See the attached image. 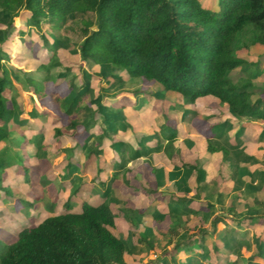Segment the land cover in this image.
Here are the masks:
<instances>
[{"label": "trees", "instance_id": "1", "mask_svg": "<svg viewBox=\"0 0 264 264\" xmlns=\"http://www.w3.org/2000/svg\"><path fill=\"white\" fill-rule=\"evenodd\" d=\"M217 5L207 7L203 0H0V14L17 17L20 22L17 25L13 19L4 26L0 21V190L11 184L5 179L11 165L1 149L14 129L30 136L27 144L35 147L32 158L40 159L50 146L45 142L48 131L59 138L82 126L93 135L97 125L102 132L92 136L91 148L90 137L85 140L83 161L69 162L65 170L84 168L89 159H95L101 177L98 183L106 189L101 203L85 202L75 211L68 201L61 212L23 228L14 242H0V264H133L130 241L117 232L116 214L105 201L110 193L107 180L109 170L118 163L125 167L129 160L138 158L144 149L142 140L152 133L146 122L152 124L151 117L160 111L176 114L179 125L159 126L162 136L156 134L157 144L171 158L179 153L186 168L192 154L205 158L202 166L193 167L190 186L198 197L208 198V210L223 213H212V232L193 235L187 229L173 250H163V256L145 264H166L168 257L171 264H220L221 257L226 264H264V239L257 233L255 252L249 257L243 254L245 248L252 247L248 228L264 222V198L256 197L251 203L238 191L227 201L226 184L205 195L214 177L222 175L214 166L217 159L225 163L247 154L264 163V0H218ZM34 34L43 39L37 56L35 43L28 50L24 48L23 38ZM45 50L51 55L43 56ZM59 53L75 60L80 55L82 62L93 64L92 73L85 72L81 84V68L75 75L57 74L63 65ZM11 67L43 75L41 79L26 78L33 89L30 110L25 107L26 87ZM102 67H110L111 81H103ZM132 78L157 82L164 93H175L176 98L161 102L142 97L138 103L136 92H116ZM48 83L55 85L50 95L66 115L65 124L54 122L39 103L48 96ZM63 85L67 88L60 91ZM126 96L133 105L115 104ZM132 113L142 117L141 123L127 121ZM193 118L205 123L193 128L201 135L190 138L183 125ZM31 120L38 124V130H27ZM246 134L256 146L245 141ZM182 135L189 139L187 146L180 141ZM127 144L132 146L131 153L123 148ZM106 149L115 151L122 160L117 162L116 157L108 165ZM259 167L249 168L251 180L247 183L264 191V169ZM232 176L224 175V180L228 183ZM192 202L187 196L173 195L168 206L160 201L146 209L124 205L122 212L130 224L140 226L147 216L156 211L167 214L176 206L182 209L176 218L189 228L188 216L206 220L209 215L208 210L192 207ZM227 221L237 227L228 224L221 236L217 225ZM175 231L174 226L169 229V233ZM139 241L147 254L170 243L145 234ZM177 255H181L180 260Z\"/></svg>", "mask_w": 264, "mask_h": 264}, {"label": "rangeland", "instance_id": "2", "mask_svg": "<svg viewBox=\"0 0 264 264\" xmlns=\"http://www.w3.org/2000/svg\"><path fill=\"white\" fill-rule=\"evenodd\" d=\"M203 3L207 7H218V0H203ZM13 19L17 25L20 24L17 17L0 14V21L4 26L10 24ZM36 30L39 32L38 29ZM39 34L41 33L39 32ZM35 38L38 39L37 42H35ZM0 39L2 40V35H0ZM23 40L25 41V50L30 49L32 44L35 43L34 54L37 56L38 49L42 46L43 39L37 38L36 34H34L33 37L31 36L28 39L23 38ZM48 55H51V52L49 53L46 50L43 51V56ZM59 56L63 65L57 69V74L61 73L65 76L69 73L75 75L79 73L78 68H81L78 84L84 82L85 78L82 76H84L85 72H91L92 69H94L92 63L82 62L80 55L76 56L77 60L62 53H59ZM11 68L13 69V73L18 77V80L26 87V89H23L25 101L27 102L25 107L30 110L32 108V101L34 100L33 89L31 85H27L26 78L31 76L41 79L43 75L34 71L25 73L24 71L21 72L16 70L14 67ZM67 68H70L69 71L66 70ZM101 72L103 73V81L107 82L112 80L110 77V67H102ZM66 88V85H63L61 91H65ZM54 89L55 86L52 83L47 84L48 92ZM122 90L136 92L135 96L138 103L142 97L149 98L152 101L160 100L161 102L163 100L172 102L176 98L174 93H164L163 86L159 83L147 81L142 78H132L128 80L124 83V86L118 88L116 92ZM113 93H115V91L109 94ZM31 98L33 100H31ZM42 102L43 106L49 111V115L53 117L54 122L66 123V115L60 110L59 106L56 105L51 95H48ZM122 103L128 106L134 104L127 96L115 104L121 105ZM172 116L173 120L170 122L166 121L164 113L159 114L155 117L156 119L154 118L155 123H153V120L152 124L146 122L148 129L152 133L142 140V147L144 149L138 154V158L129 160L125 167H121L118 163L114 172L109 170L110 177L107 180V190L110 193L105 201L112 206L116 214L117 232L126 241H130V243L128 242V244H130V256L135 258L134 264H145L163 256V250H173L180 239L179 235L187 229L188 232L193 233V235H201L203 230L212 232L214 230L212 213L214 215L223 213V211L219 210H208V198L198 197L196 191L190 186L189 177L193 167L202 166L205 159H199L197 154L191 157L189 156L188 163L190 167L186 168L184 167L183 160L180 159L181 155H178L171 160L172 163H177L176 166H168L170 158H168L161 145H155L156 143L153 139L157 137L156 134L162 136L161 130L158 129V124L160 125L166 122V124L173 126L178 116L171 115V117ZM168 118L170 117L168 116ZM140 120L141 118L137 116H129L127 118V121L131 124ZM188 122L191 127L196 128L205 123L203 120L197 118H193ZM147 125L143 124V128L147 127ZM29 126L27 130H37L38 128V125L32 120L29 121ZM168 131L169 130H165V132ZM91 132H94L93 135L100 134L102 128L97 125ZM170 132H173V130ZM187 132L189 133V137L197 134L195 130H187ZM47 135L45 142L50 144V146L49 149L45 150V156L40 159L32 158L35 147L32 148L27 145L30 136L25 135L20 129H14L12 131L10 139L8 142H5L3 149H1L11 165L10 173L5 174V179H9L11 182V184H9L10 188L7 187L6 189L0 190V242L2 244L14 242L23 228L34 227L43 219L61 212L64 210V206L68 201L72 204V209L75 211L85 202L99 204L103 201L102 196L106 189L98 183L101 177L97 172V160L92 158L89 159L84 168H78V166L74 168L72 166L67 172L65 170L69 162L76 164L78 161H83V144L85 140L90 137L88 146L91 148L95 141V138L92 137L93 135H90L89 131H86L82 126L77 127L74 132L71 133L70 131L69 134L59 138L53 135L51 136L50 131L47 132ZM120 135L123 139H127V137L121 133ZM245 138V141L249 142L251 146L257 145V143H252V139L249 136ZM57 139L63 142L59 143L56 141ZM213 140L216 144L221 143L219 139ZM130 146L131 145L127 144L123 146V148H126L130 152ZM117 156L115 151L106 149L105 158L108 165ZM120 160H122V158L118 159L117 157V162H120ZM214 166L216 170L222 172V175L214 177L215 179L211 181L205 190V195L215 193L226 184V191L229 193L227 201L231 200V195L238 191L248 197L247 201L251 203L256 197L264 198V191L261 189H254L255 184L247 183L251 180L249 168L260 166V169H264L263 162L251 158L247 154H243L238 159L228 160L225 163H222L221 159H217ZM234 166H236V169ZM166 168L168 170H166ZM117 172L120 173L119 176L116 175ZM121 175L124 177H121ZM224 175H233L232 180H229L227 183L226 180H224ZM210 177L211 175H209V178ZM110 186L111 188H109ZM174 194L191 198L193 200L191 206L197 209L208 210L206 211L208 212L207 214H209L208 218L205 220V217L188 216L186 219L191 220L192 226L186 228L185 222L179 221L176 218L182 211L180 207L176 206H173L172 211L166 212L167 214L156 211V213L143 219L140 226H133L124 217L122 212V207L124 205L146 209L153 202L160 201L165 207L169 205L170 197ZM218 205L217 203L216 206ZM228 224L232 227H237L229 221H227V223L220 222L217 225V230L221 236L225 235ZM172 226L176 227V231L169 233V229ZM255 227L258 228L255 230L256 232L254 231ZM255 227L248 228L252 247L243 250V254L247 257L251 256L257 247L258 242L255 233L259 236H263L264 239V222ZM142 234L154 236L155 240H159L162 243L164 242V244L166 241L170 243L164 246V248H159L158 251H155V254H147L144 250V244L139 241ZM223 238L225 239V237ZM208 241L209 243L211 242L209 239ZM226 241H228V243L231 242L229 238H227ZM196 249L201 251L198 247ZM180 258L181 255H177V259L180 260ZM167 261L166 264H171L169 257ZM219 263L226 264V259L221 257Z\"/></svg>", "mask_w": 264, "mask_h": 264}, {"label": "crops", "instance_id": "3", "mask_svg": "<svg viewBox=\"0 0 264 264\" xmlns=\"http://www.w3.org/2000/svg\"><path fill=\"white\" fill-rule=\"evenodd\" d=\"M13 56H15V52H13ZM12 64H13V63H12ZM52 84H53V83H52ZM53 85H54V84H53ZM54 86H55V85H54ZM55 89H56V88H55ZM59 90L61 91V88H60ZM47 93H48V95H50L51 92H48V91H47ZM174 95H175V97H176V94H175V93H174ZM31 100H33V99L31 98ZM39 103H40V105H41V104L43 105V102H39ZM133 103H134V102H133ZM9 104L11 105L12 103L9 102ZM32 108H33V102H32ZM161 113H164V114H165V116H166V121H168V118H167L168 115H169L170 119L173 120V119H172L173 116L171 117V115H173L174 113H171V114L169 113V114H168V113H166V111H165V112H164V111H160V112L156 113L155 116L151 117V119L154 121L153 123H155V119H156L155 117H157V116H158L159 114H161ZM175 115H176V114H175ZM129 116H130V117H131V116H137L138 118H141V120H142V117H141L140 115H138V114H133V113H132V114H129ZM129 116H128V117H129ZM128 117H127V118H128ZM154 118H155V119H154ZM197 119H200V118H197ZM141 120L138 121V122H136V123H134V124L141 123ZM171 120H170V121H171ZM201 120H202V119H201ZM170 121H168V122H170ZM188 121H189V120H188ZM188 121H185V122H184V125H183V127H184V131H186V132H187V130H194L193 128H196V127H191ZM142 122H143V121H142ZM36 124H37V123H36ZM164 124H166V122L163 123V124H160V125L158 124V129H160L159 126H162V125H164ZM37 125H38V124H37ZM176 125H177V126L179 125L178 118L176 119V123L173 125V127L175 128ZM202 125H203V124H202ZM28 126H29V122L27 123V128H28ZM200 127H201V126H200ZM29 128H30V126H29ZM38 128H39V126H38ZM38 128H37V130H38ZM197 128H199V127H197ZM165 130H166V129H165ZM21 131H22V130H21ZM195 131H196V130H195ZM168 132H169V131H168ZM196 133H197L196 135H192V136H190V138H191V137H194V136L196 137L197 135H201V134H200L199 132H197V131H196ZM186 134H187V136L189 137V133L187 132ZM187 136L185 137L184 135H182V136L180 137V138H181L180 141H181V142L183 141L184 145H186V146H187V144H188V142H189V139L185 140V139L187 138ZM247 136H249V135L246 134V135L244 136V139H246L245 137H247ZM249 137H250V136H249ZM250 138H251V137H250ZM153 141H155V143H156L155 145H160V144H157V143H159V139H158L157 137L154 138ZM180 141H179V142H180ZM177 144H178V143H177ZM27 145H28V144H27ZM175 153H176V152H175ZM166 154H167V153H166ZM178 155H179V153H176V154L171 158V157L167 154L168 158H170V162H169V165H168V166H170V165L172 166V165L174 164V163L171 162V160L174 159L175 157H177ZM192 155H194V154H192ZM192 155H191V156H192ZM191 156H190V157H191ZM198 158H199V157H198ZM80 159H81V157H80ZM180 159H181V157H180ZM188 159H189V158H188ZM188 159H187V161H188ZM199 159H205V158H199ZM155 161H156V159H155ZM171 163H172V164H171ZM175 164H177V163H175ZM156 167H157V166H156ZM160 167H161V166H160ZM115 170H116V168L113 170V172H114ZM166 170H168V169L166 168ZM119 175H120V173L117 172V176H119ZM121 177H124V176L121 175ZM41 178H42V177H41ZM174 195H175V194H174ZM40 196H41V195H40ZM175 196H176V195H175ZM170 198H171V197H170ZM111 208H112V206H111ZM135 208H136V207H135ZM151 215H152V214H151ZM149 254H155V252H154L153 250H151V251L149 252ZM133 264H134V263H133Z\"/></svg>", "mask_w": 264, "mask_h": 264}]
</instances>
